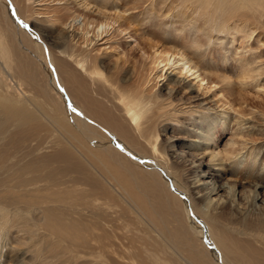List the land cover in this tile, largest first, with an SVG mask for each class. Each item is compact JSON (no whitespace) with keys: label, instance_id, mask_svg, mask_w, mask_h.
I'll list each match as a JSON object with an SVG mask.
<instances>
[{"label":"bare ground","instance_id":"obj_1","mask_svg":"<svg viewBox=\"0 0 264 264\" xmlns=\"http://www.w3.org/2000/svg\"><path fill=\"white\" fill-rule=\"evenodd\" d=\"M143 4L155 10L154 14L158 21L163 19L162 8H171L172 5L184 12L185 16L190 14L191 18L187 19L206 17L205 21L211 32L217 35L228 31L229 22L235 19L234 17H241L243 25H248L251 21L258 20L257 17L261 16L260 11L264 12V0H131V2L125 0L121 4L113 0H0V59L3 61L4 71L13 70L14 60L10 55L11 49L16 52L21 45L28 51L35 48L36 52L27 59V63L36 71L40 68L46 71L44 77L48 83L55 84V87L61 91L66 110L77 119L81 130L92 141H95L93 128L102 130L111 141L112 149L109 157L101 156V159L105 158L104 165L114 169V177L118 183L123 187H127V182L130 185L141 184L142 190L138 192L139 194L129 189V199L134 200L139 210L144 211L152 221H156V216L162 212H167L178 220V235L184 239L181 243L187 246L189 257L195 264H252L254 262L251 261V256L255 254L254 248L244 253L237 246L227 242L228 235L216 232L211 222H206L199 209L194 208L188 195L167 171L163 162L165 157L159 153L156 139L146 142L150 155L143 156L128 145L130 139L119 134L118 130L124 133L131 131L133 134H138V137L144 136L145 132L153 130L154 119H159L162 126L167 129L177 115L187 114L189 119L192 118L195 113L193 108L204 111L214 108L216 110L212 115H216V118L222 117L223 111H226L224 106H227L223 103L226 95L240 101L247 100L246 95L236 90L239 86L246 88L248 84L242 83V77L237 75L236 80H233L215 73L214 66L212 69L207 66L209 65L207 58H204L202 52L207 53L206 48L213 46L217 39L207 38L203 42L202 38L188 39L187 35L186 40H188H185L184 45L177 47L172 34L164 32L162 33L165 36L164 42L170 45L164 47L151 40L154 33L149 32L148 28L146 30L135 27L138 12ZM61 11L64 13L59 16ZM169 16L170 14L167 13L165 17ZM215 18H224L229 22L220 23ZM41 19L56 21L62 28L59 41L63 47L55 52L57 56H53L47 50L46 56L43 57L37 41L33 42L28 37L37 38L36 32L30 28V25L35 27ZM168 24L164 23L166 27ZM159 29L161 30L160 27ZM231 29L233 32H239L234 27ZM253 32L254 30H248L249 39ZM146 34L151 38H147ZM15 36H19V39ZM118 41L123 42L128 48L126 51L122 50L121 55L124 57L123 64H127L130 72L124 71L120 78L118 64L114 62L110 66L115 72L111 73L110 77H106L102 72V51L109 49L111 45L116 47ZM20 63H23V66L25 64L21 61ZM18 70L20 71V68ZM262 70L260 67L255 71L247 69L243 74L247 79H251L258 77ZM37 74L36 72V77ZM159 82H162L160 89L165 91L166 98L160 99L158 95L153 94V88ZM108 90L113 97V109L117 105L120 108V116L111 119L112 122L107 120L114 116L110 115L106 118L105 109L96 107L94 101L91 102L95 105L93 111L96 114L91 115L92 104L87 95L90 93L96 97L104 96ZM179 93H184L185 96L175 100L174 94ZM83 98H86L87 102H84ZM75 99H81V106L73 104ZM115 100L117 102L114 104ZM0 106V124H2L0 125V252L5 251L6 264H49L61 261L63 258H66L68 264H106L100 253L91 254L93 248L98 249L103 246L100 237L93 232L90 219L98 207L97 202L103 200L101 195L105 200L107 194L101 192L97 195L95 190L100 188L96 187L98 186L96 181L66 148H60L54 155L30 159L31 162L28 160L23 166H19L21 163L19 165L18 162L14 163L13 152L9 153V151L13 150V138L16 135V133L13 135V118H19V113L8 104ZM226 108L232 109L230 105ZM97 112L101 116L97 115ZM93 116H99L100 119L104 117L106 121L102 119V122L112 128L111 132L98 125L94 120L100 121ZM20 117H24L19 118L21 126L27 124L30 127L32 122H36L33 115ZM210 121L211 118L205 122L196 121L194 123L198 126L189 129L194 137L187 142V148L201 150V153L197 154L199 166L206 167L196 170L194 183L200 185V189L207 190L205 193L208 195L217 194L224 189L229 195L232 191L230 186L222 184L214 186L204 181L208 174H211L215 180L221 178L228 170V166H234L244 180L256 181L252 183V190L249 193L252 192L251 207L263 213L256 224L261 228V234L250 236L249 239L244 237L243 241H261L264 246V200L258 206L255 203V200L260 199L259 192L264 194V166L255 171L253 152L248 146L246 148L248 143L237 145L240 144L239 135L236 136L237 143H229V147L236 148L235 155L227 154L226 166L222 165L224 161L217 158L218 154L209 151ZM30 128L29 131L32 129ZM112 132L118 135H113ZM96 140L101 141V137L97 136ZM174 141L175 138L172 137L166 139L171 158H178ZM122 155L133 161L125 160ZM205 159H207L206 163L201 162ZM52 161L55 163L63 161L65 170L74 172L80 177L74 175L70 178L67 176L68 179L54 177L50 173L53 172V166H50ZM133 162H139L137 164L140 167H146L151 172H144ZM125 176L128 177V181ZM82 185L84 187L79 188ZM150 196L154 199L153 203L147 200ZM226 202L229 207H234L235 201L231 198ZM209 203L206 204L207 209ZM238 210L244 213L247 208L242 205ZM187 223L196 234L199 246L197 249L186 235L190 230ZM243 253L245 260H241Z\"/></svg>","mask_w":264,"mask_h":264},{"label":"rangeland","instance_id":"obj_2","mask_svg":"<svg viewBox=\"0 0 264 264\" xmlns=\"http://www.w3.org/2000/svg\"><path fill=\"white\" fill-rule=\"evenodd\" d=\"M113 1L121 4L125 0ZM129 1L131 2V0ZM172 6L171 8H162L163 15L161 18L163 19L158 21L159 19L154 14L155 10L150 8L147 4H143L138 12L137 25L133 24V26L135 25L136 28L139 27L140 29L143 28L146 30L148 28L149 32L154 33V37L151 38L148 34H146V37L151 38L152 41L158 42L164 47L170 46L168 43L164 42L165 36L162 34L164 32L172 34V39L177 42V47L184 45L187 35L188 39L197 37L200 38V40L202 38L203 42L207 38H212L213 40L217 39V41H214L212 44L213 46L206 48L207 53L202 52V54L205 55L204 58H207V63L209 64L207 66L211 69L214 66L215 73L222 74L233 80H236L237 75L242 77V83L247 82L248 84H246V88L245 86L243 88L239 86L236 90L246 95L247 100L240 101L226 95L223 103L227 106L230 105L232 109L224 106L226 111H223L222 117L217 116L216 118V115H212L216 110L214 108H209V110L206 111L200 108H193L195 109V113L192 118L189 119L187 114L182 116L177 115L175 120L170 122L167 129L162 126L159 119H154V128L151 132H145V134L148 133L147 135L144 134V136L138 137V134H133L131 131L124 133L118 130L119 134L126 139H130L131 141L128 145L143 156L150 155L146 142L156 139L158 151L165 157L163 162L167 171L188 195L190 201L193 202L192 205H194V208L199 209L204 220L206 222H211L212 228L214 229L215 227L214 230H216V232L226 233L228 235L227 242L237 246V248L243 250L244 253L254 248L255 254L253 253V256H251V261L254 262H251L252 264H256L257 261H259L257 264H264V246L261 244V241H243L244 237L245 239H249L250 236L261 234V228L256 226V224L261 219L263 213L261 211L259 212V209L254 210L251 207L252 192L249 193V191L252 190V183H256V181L251 182V180H244L234 166H228V170L221 178L215 180L211 174H208L204 178V181H208L214 186L218 184L230 186L232 188L229 194L231 197L226 194V189L217 194L208 195L205 193L207 190L200 189L201 186L194 183L196 170L201 168L197 158V154L201 153V150H199V152L197 149L189 150L187 148V142L194 137L189 129L198 126L194 122L197 121L198 123L200 120L205 122V120L211 118L208 134L210 137L209 151L218 154L217 158L219 157L221 161H224L221 163L222 165L226 166L225 163L227 162L225 159L227 154L232 153L235 155L236 148L234 146L229 147V143H237L235 140L237 139L236 136L239 135L240 142L238 143L240 144L237 145L248 143L246 148L248 146L253 152V157H255V171H257V169L260 170V168L264 166V12L262 11V13L260 11L259 14H261V16L257 17L258 20L251 21L248 25H243L244 23L241 17H234L235 19L230 22L224 18H215L217 22L220 23L222 21H224V23L229 22L228 31L224 34L217 35L211 32L212 30L205 21V16V18L197 17V19L190 20L187 19L189 17L191 18L190 14L185 16L184 12L180 11L175 5ZM63 13L64 11L59 12V16ZM167 13L170 14L169 17H165ZM188 22L191 24L188 25ZM164 23H169L168 27H166ZM191 25H194V27H191ZM196 27L200 28L197 29ZM231 27L236 28L239 32H233ZM30 28L36 32L37 38H34V36H27L31 41H37L36 43H38L43 57L46 56L47 50H49L53 56H57L55 52L63 47L59 41L62 31L60 25L56 21H42L41 19V22L38 21L35 27L30 25ZM248 30H254L251 39L247 37ZM15 37L19 39V36ZM123 44V42L118 41L116 47L111 45L109 49L102 51L103 64L101 63V65L104 76L110 77L111 73L115 72L112 66H110V64L114 62L118 64L117 69L119 70L120 78H122L124 71L127 73L130 72V68L127 67V64L124 65L122 62L124 57L121 55V52L122 50L126 51L128 49ZM258 44L261 45L258 46ZM205 45H207V42ZM35 52V48H33L32 51H28L22 45L16 52L11 49L10 55L13 58L12 60L15 61H13V70L11 71H4V64L0 59V105L8 104L9 106H13V110L19 113L18 116L21 119L24 118L20 117L21 115H33L36 118V122H32V126H30L32 129L27 124L21 126L19 118H13V135L15 133L16 135H14L13 138V150L9 151V153L13 152V162H18V165L21 163L19 166H23L25 163L31 162L30 159L33 160L34 158L35 160L38 157L43 158L46 157V155H54L60 148H66L71 151L76 161L81 163L87 173L96 181L98 185L96 187L100 188V190H95L97 195L101 194V192L107 194L105 200L103 195H101L103 200L97 202L98 207H96L90 219L94 229L93 232L100 237V242L103 246V248H93L91 254L95 252L100 253V257H103L106 264H162L163 262L168 264H195L189 257L190 252H188L187 246L181 243L184 239L178 235V220L169 213L162 212L156 216V221H152L148 218V215L144 214V211L139 210L137 206H135L133 199H129V189H133V191L138 193L142 190L140 187L141 184L137 183L130 185V183L127 182V187H123L118 183L114 177V169H109L107 165H104L106 161L105 158L101 159L104 156L109 157L111 153L110 149H112L111 141L107 139L106 134L102 130L93 128L94 131H92L95 133V141L88 138L81 130L77 119L66 110L67 108L60 94L61 91L55 87V84L48 83L44 77L46 71H44L43 68H40L41 71H36L32 65L27 63V59ZM237 52L239 53L237 54ZM224 53L228 54L225 55ZM21 54L24 56H21ZM26 55H28V57ZM223 58L225 61H223ZM24 59L25 61H23ZM100 60L101 57L99 61ZM20 61L25 62L24 66ZM257 67L263 69L258 77L247 79L245 77L246 75L243 74L247 69L255 71ZM19 68L20 71L18 70ZM36 72L38 73L37 77ZM9 73L13 74L10 75ZM33 78H35V80ZM161 83L162 82L157 83L156 87L153 88V94L163 99L167 96L165 95V91L160 89ZM122 85L121 83L120 86ZM85 89L88 90L87 87H85ZM87 95L88 99L90 98L89 102L94 101L96 107L100 106V109H105L106 115L104 116H106V118L110 115L114 116L109 117L110 120L107 121L112 122L113 120L111 119L120 116L119 106H115L114 109L112 107L113 97L110 95L109 90L106 91L104 96L99 95L96 97L90 93H87ZM174 96L175 100H180L185 95L184 93H179L177 95L174 94ZM83 100L87 102L86 98H83ZM92 102L90 108L93 113H91V115L95 113L93 111L95 105ZM116 102L115 100L114 104ZM73 104L81 106V99H75ZM88 110L90 111V109ZM82 111L86 114L84 110ZM97 115L101 116L98 112ZM99 116L93 117L97 118L100 122L94 121L105 130L111 132L112 128L110 129L108 124L102 122V119L105 121L106 119L104 117L100 119ZM6 126L9 127V125ZM8 127H4V129ZM10 128L12 129V126ZM29 128L31 129L30 131ZM112 134L114 135L115 133L112 132ZM97 136L101 137V141L97 142ZM170 137L175 138V152L178 154V158H171L168 151L166 139ZM15 153L16 155H14ZM122 156L129 162L133 161L128 159L126 155ZM206 161L207 159L201 162L206 163ZM62 162L63 161H56L55 163V161H52L53 165L52 163L50 164V166H53V172H50L52 173L51 175L56 178L60 177L65 179L73 177V175L74 177L78 176L74 172L72 173L65 170V166ZM140 162L143 161L140 160ZM137 163L135 162L134 165ZM137 166L139 165L137 164ZM140 169L144 172H151L146 167H140ZM201 169H206V167L202 165ZM78 177H80V175ZM125 179L128 181V177L125 176ZM82 187L84 186H79V188ZM148 195L147 193V196ZM227 197L235 201L234 207H229L226 202L228 201ZM259 198L258 201L255 200L256 206L260 205L264 200V194L262 192H259ZM147 200L149 203L154 202L151 196L147 198ZM246 201L248 202L247 204ZM208 202L210 203L207 209L206 204ZM238 203L241 205L238 206ZM242 205L247 208V211L244 213L238 210V207ZM211 207L213 209H211ZM187 226L190 230H188L189 232H187L186 235L197 249L199 246L194 229H192L189 224ZM11 235L13 236V234ZM10 241L13 242V240ZM4 253L5 251L0 252V264L7 263L5 262ZM244 253L241 260H245ZM220 262L219 260V263ZM49 264L68 263L66 262V258H63L61 261H55Z\"/></svg>","mask_w":264,"mask_h":264}]
</instances>
